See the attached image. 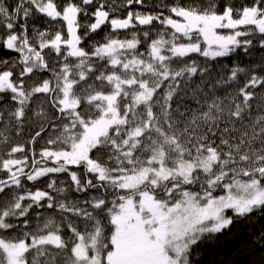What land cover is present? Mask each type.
I'll return each mask as SVG.
<instances>
[{
  "label": "snow or ice",
  "instance_id": "snow-or-ice-1",
  "mask_svg": "<svg viewBox=\"0 0 264 264\" xmlns=\"http://www.w3.org/2000/svg\"><path fill=\"white\" fill-rule=\"evenodd\" d=\"M162 6L169 15L129 11L116 18L94 0H16L15 6L0 0V48L19 53L0 59V121L6 129L14 121L19 135L26 120H38L32 145L48 136L39 160L33 148L29 164L25 145L17 144L0 161L7 177L0 179V264H200L196 253L205 242L253 214L264 218V76L233 86L245 71L237 67L206 81L207 68L192 59L228 56L250 45L240 38L254 33L264 47V0ZM89 8L94 22L82 24ZM34 13L62 22V29L36 32L33 44ZM154 22L161 28L154 37L151 27L141 29L143 42L136 31L130 39L116 36ZM102 26L111 28L104 41L83 47ZM53 54L54 62L45 58ZM59 173L69 177L67 186L50 177ZM22 177H50L47 188L57 195L15 192ZM73 191L85 198L68 201ZM41 208L60 218L36 212L32 230L30 213ZM68 213L83 220V230ZM262 244L264 229L254 241ZM255 264H264V256Z\"/></svg>",
  "mask_w": 264,
  "mask_h": 264
},
{
  "label": "trees",
  "instance_id": "trees-1",
  "mask_svg": "<svg viewBox=\"0 0 264 264\" xmlns=\"http://www.w3.org/2000/svg\"><path fill=\"white\" fill-rule=\"evenodd\" d=\"M3 2L7 5L15 6L16 0H3ZM57 2L62 3L63 0H57ZM178 2H181V0H144L143 4L128 5L127 0H94V4L97 6L100 3H104L106 5V10L110 11V16L116 18H125L127 12L129 11H139L142 13H150L154 15L163 12L164 15L167 16L170 14L168 8H165L162 5H168L169 7H171L174 3ZM183 2L190 3L191 0H183ZM220 2H224V0H220ZM234 2L239 4L244 2V0H234ZM85 22H94L91 8H89L87 18L82 17L81 19L82 24ZM150 27L154 37L156 32L161 28V25H159L158 22H154V25ZM148 28L137 27L136 29H130L125 34L116 33V36L119 39H130L132 37V32L136 31L143 42L144 37L141 29L147 30ZM28 29L31 42L38 45L36 32L42 31L47 32L49 35H54L57 30L62 29V22L53 21L42 14L34 13L33 16H30L28 18ZM63 31L66 33V27L63 28ZM219 31L221 33L227 32V30L224 29H221ZM110 32L111 28L107 26L97 34L91 35L89 33V36L85 38L82 46L86 49H89L96 42L102 43L105 36H107ZM240 39H250L252 43L244 47L235 48L233 52L225 57H217L215 59H212L202 57L199 54H192V59L196 61L200 68H207L208 75H206L205 77L206 81L215 82L218 77H226L230 75L231 70L237 67L243 68L245 71L238 74L239 79L238 81L233 82V86H235V84L237 83L242 84L249 75L264 76V47H261L260 45V34L254 33L249 35L248 37H241ZM145 46V43H142L139 51L143 52ZM45 52L47 53L48 50L45 49ZM18 58L19 53L0 48V59L16 60ZM45 58L53 62L55 61L54 54L52 56H46ZM60 62H63L62 58ZM189 62H191V60ZM97 74L99 73L97 72ZM41 75L43 76V78L48 79L50 78L51 73H41ZM33 79L38 80L39 77H34ZM193 80L198 82L199 76L194 77ZM89 82H91V77L89 78ZM31 83V81H28L29 85ZM219 91H223V89L221 88L219 89ZM256 91L259 92L260 89H257ZM40 102L41 101H36L34 103H31L29 105V108L35 109L37 103ZM12 103L14 102H11L9 105H7V107L11 108ZM44 107L51 111L49 105L45 104ZM29 116H32L31 112H29ZM4 119L5 121L8 119L7 114L5 115ZM39 123L40 122L35 118L26 120L23 129L20 131L19 135H17V129L14 126V121L11 125L8 126L7 129L5 128L4 122L0 121V132H3L4 135L8 138L7 144L0 143V161H2V159L8 158L7 152L9 151L10 147L17 144L25 145V154L29 156V164H31V160L33 159L31 153V150L33 148H35V151L37 153L34 158L39 160L40 158L38 153L41 148L45 146V141L48 136L44 135L43 139L37 138L38 142L35 145L29 143L31 136H33L35 132L39 130ZM45 127H47V125H45ZM49 134H51V130H49ZM3 138V136H0V141H2ZM22 155L23 154L20 153L15 154L16 158H20ZM49 166H51L50 163ZM25 171H31V167L25 168ZM50 177L57 180V186L59 187H65L69 183V177L65 173L50 174ZM50 177H43L36 182L27 181L22 177L21 179L23 187L14 189V191L20 194H24V192L27 190L34 192L35 190L40 189L50 191L53 196H56L57 194L55 191L47 188V183L49 182ZM0 179H7L3 171H0ZM61 181H63L64 183L61 184ZM91 194L95 195L96 193L93 191ZM66 195L68 197V201L82 200L85 198L84 193H76L74 191ZM0 197H2V194H0ZM63 198V196L59 197V199ZM111 198L112 197L109 196V199ZM83 206L86 207V205ZM89 211H91L90 208ZM36 212L42 213V218L49 215H55L57 220H59L60 218L59 213L55 212V210L53 209H35L30 213L32 217V223L30 227L32 230L35 229L38 222L35 215ZM65 215H68L70 219L77 223L80 230L84 229V222L81 218L72 217L70 213ZM262 229H264V218H261L259 214H253L250 221H247L245 223L238 222L231 228V231H226L223 234H217L218 239L205 242L196 253V258L200 261V264H255V262L258 261L261 256H264V250H262V248H264V244L254 246L256 233L260 232ZM68 234V230L65 228V237H67Z\"/></svg>",
  "mask_w": 264,
  "mask_h": 264
},
{
  "label": "water",
  "instance_id": "water-1",
  "mask_svg": "<svg viewBox=\"0 0 264 264\" xmlns=\"http://www.w3.org/2000/svg\"><path fill=\"white\" fill-rule=\"evenodd\" d=\"M105 27H107V26H102V29L101 30H103ZM137 27H146V28H148V27H150V26H137ZM109 28H110V26H109ZM101 30H98V32H100ZM130 29H127V30H118V34L119 33H121V34H125V33H127L128 31H129ZM97 32V33H98ZM97 33H90L91 35H94V34H97Z\"/></svg>",
  "mask_w": 264,
  "mask_h": 264
},
{
  "label": "rangeland",
  "instance_id": "rangeland-1",
  "mask_svg": "<svg viewBox=\"0 0 264 264\" xmlns=\"http://www.w3.org/2000/svg\"><path fill=\"white\" fill-rule=\"evenodd\" d=\"M224 30H227V32H226V33L222 32V34H228V32L230 31V30H228V29H224Z\"/></svg>",
  "mask_w": 264,
  "mask_h": 264
}]
</instances>
